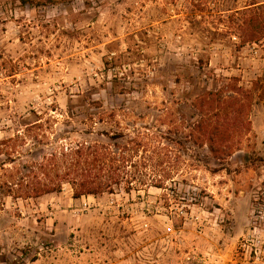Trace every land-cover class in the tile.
Segmentation results:
<instances>
[{
	"label": "rangeland",
	"instance_id": "obj_1",
	"mask_svg": "<svg viewBox=\"0 0 264 264\" xmlns=\"http://www.w3.org/2000/svg\"><path fill=\"white\" fill-rule=\"evenodd\" d=\"M262 88L264 0H0V141L55 118L22 163L145 126L176 162L162 189L0 200V264H264ZM220 92L251 131L217 162L187 134Z\"/></svg>",
	"mask_w": 264,
	"mask_h": 264
},
{
	"label": "trees",
	"instance_id": "obj_2",
	"mask_svg": "<svg viewBox=\"0 0 264 264\" xmlns=\"http://www.w3.org/2000/svg\"><path fill=\"white\" fill-rule=\"evenodd\" d=\"M261 91L263 93L264 88ZM244 106L238 98L222 92L196 98L193 108L198 120L190 124L187 138L196 145L205 146L217 162L224 161V157L229 158L239 150L241 138L251 131ZM54 122V117L45 121L39 117L13 137L0 141V200L39 198L62 192L64 185L71 188L75 199L113 194L122 186L130 193L135 183L143 188L155 182L152 186L162 189L164 180L151 179L146 172L155 174L162 163H168L171 169L175 167L176 162H172L169 151L161 144L163 137L150 132L147 126L143 131L135 129L132 133L99 134L108 137L111 143H65L66 138L58 137L52 152L29 165L22 163L17 147L29 141L47 146L49 138L43 130L54 133ZM169 176L167 172L163 178L168 180Z\"/></svg>",
	"mask_w": 264,
	"mask_h": 264
}]
</instances>
